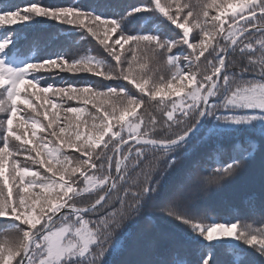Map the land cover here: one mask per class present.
<instances>
[{
    "label": "snow or ice",
    "instance_id": "snow-or-ice-1",
    "mask_svg": "<svg viewBox=\"0 0 264 264\" xmlns=\"http://www.w3.org/2000/svg\"><path fill=\"white\" fill-rule=\"evenodd\" d=\"M153 3L137 6L126 13L124 17H119L118 20L112 19L108 23L104 39L99 41L103 47L102 58L82 56L66 59L60 56L27 63L22 69L9 67L3 60H0V87L4 89L0 95L6 93L8 100L11 101L5 106V101L0 100V112L7 113V121H0V127L6 125L3 147H0V180L3 181V186L0 187V219L11 221V224L5 227L14 229L19 235V241L11 247L0 244V264H13L14 260L15 264H36L37 252L43 256L39 264H65L68 259L73 260L74 264H103L105 253L113 244L115 234L125 225V222L139 217L147 206L154 208L153 198L160 183L157 174L162 177L175 164L177 157L171 156L169 159V154L173 151L172 146L182 141L197 125L201 117L209 116L221 121L239 123L255 119L256 114H232L229 111L231 106L243 105L246 108L264 110V83L258 82L256 79H238L240 72H251L261 77L260 81H264V39L256 41L259 45L258 48L254 46L256 33L264 37V0H225L226 6L221 4L220 14L215 17V20L219 22V27L213 25L214 37L204 27L197 25L203 34L199 39L200 56H203L204 62L208 65L205 70L207 74H204L202 78L200 73L182 68L177 63L178 58L171 53V49L180 44L186 45L195 53L197 45L189 40L190 29L187 24L178 23V20L169 13L168 8L161 5L160 0H153ZM151 7L163 13L173 25L183 29L181 39L169 42L156 36L125 34L120 30L121 23L127 16L133 12L147 11ZM0 8L3 9L0 10V25L18 24L28 20L31 15H37L83 28L85 21L81 17L87 16L89 18L87 33L95 37L97 32L94 26L98 28L101 24L106 23L102 20V16L85 13L78 6H42L38 0L23 7ZM229 12L231 15L222 19ZM204 15H208L207 11L204 12ZM182 19L187 21L188 17L185 16ZM226 21H230L227 26H225ZM111 33H116V36L112 37L113 43L109 44L108 39ZM192 39H196V37L193 36ZM145 41H156L159 48L154 51L160 56L167 55L169 64L175 69L172 79L166 85L157 86L155 91H146L148 80L143 77H141L142 83H138L135 76L130 79L131 62H128V69L123 68L121 65L125 63V60L116 51L117 46L123 48L125 44H129L130 50L135 51L132 46ZM8 43L10 41L7 39L0 40V52L7 47ZM209 43H211V47H208ZM166 49L167 53L164 51ZM257 51L261 53V59L258 61L253 59ZM200 56H197L196 59L199 60ZM109 58L116 61L115 66L109 63ZM184 60L190 69L192 54L184 55ZM34 72H67L73 75L87 73L108 80L123 79L133 83L141 92V96L137 98L125 86L110 87L104 84L103 80L98 81L95 85L83 83V86H80L77 83H72L54 86L48 84L40 89V84L30 75ZM177 78L179 83L174 84L173 80ZM185 80L188 81L187 85L184 84ZM22 85L30 86L33 90L43 93H54L60 100L65 98L69 101L82 99L87 104L89 98L107 96L112 101L105 108L103 115L94 117V119L101 120V125L95 126L96 136H88L83 141L78 126L77 130L70 133L67 138L59 139V134L68 131L70 125L65 124L61 127L57 123L56 115L53 114L48 127L52 129L51 135L58 137L59 146L52 148L45 146L37 151V156L43 152L51 157V160L47 162L48 165H51L53 160L62 165L57 169L61 172L59 180L53 179L56 172L53 171L52 166L47 167V172L52 175L43 176L40 172L31 171L29 167H17L14 160L10 165L8 164V157L12 155V152L9 151L10 135L14 136L16 140L21 139L13 132L12 126L18 113L17 101L21 96ZM100 89L105 91L101 92ZM181 93L184 94L183 97H181ZM145 94L149 97L148 101L144 99ZM156 97L160 99L156 100ZM166 97L168 99H165ZM22 102L30 103L27 98ZM47 103L51 104L53 108L57 107L53 100L49 99ZM146 103L162 106L160 119L151 118V124L153 128L159 125L163 135L156 132L150 133L146 130L147 126L141 127V124L137 123L142 118L137 109H141L142 105ZM169 104H171L170 109ZM93 107L99 113L100 107H104V105L101 104L97 107L94 104ZM108 108H111L112 111L109 112ZM118 110L119 116H116ZM64 111L67 118L68 113L79 114L83 110L65 107ZM45 115L48 116L47 113ZM77 119L79 120V115ZM38 124V121L31 124L33 136L36 135L35 129ZM56 128H59V133ZM106 134H108V139L105 141ZM125 135H127V139ZM73 136L75 139L72 138ZM150 136L156 138H149ZM255 142H264V134ZM97 144H102V147L93 160L92 145ZM63 146L76 149L87 158H76L71 161L75 166L71 167L69 171L67 165L70 162L62 152ZM150 152L160 153V156L155 159L158 161L162 159L167 167L158 170L156 163L147 160V153ZM121 156L124 161L130 162L131 171L136 173L134 177L127 168H121ZM113 160H115L114 175L111 171ZM106 161L108 170L102 178L87 174L89 169L97 167L104 170ZM39 163L44 165L45 160L40 159ZM242 166V160H235L207 176L190 175L185 182L177 186L175 195L167 200L159 208V211L190 225L194 231L208 241L234 238L246 242L250 247H256L257 251L264 256V228L254 232L250 226L241 224L238 230L239 221L212 223L209 226H204L194 222L198 219L197 214L189 212L186 208L194 187L206 191L210 184H218L225 177L234 175ZM137 169L139 171H136ZM77 173L79 177L84 178L82 183L85 184V187L83 188L79 186L81 181L76 176ZM65 175H67V179H65ZM89 185L91 189L88 187ZM33 188H39L41 192L35 196L26 195V193H31ZM53 193L54 198H50ZM83 193L96 198L83 208L76 207V201L83 199ZM14 197L18 199H14ZM38 204L42 205L39 210H37ZM248 207L251 213L259 212L260 220L264 223V207L260 209L255 207L254 196L248 198ZM81 213L93 214L95 217L91 221L93 227H87V222L84 221ZM57 214L64 218H69L70 214L76 215L77 221L83 226L76 229L77 240L70 241L65 245L60 239L62 233L51 231L53 220ZM135 240V234L128 232L127 238L120 242L117 254L126 250ZM209 260L210 257L206 255L202 257L201 264H209ZM160 264H187V261L182 258L178 249L170 246L164 249V256Z\"/></svg>",
    "mask_w": 264,
    "mask_h": 264
},
{
    "label": "trees",
    "instance_id": "trees-1",
    "mask_svg": "<svg viewBox=\"0 0 264 264\" xmlns=\"http://www.w3.org/2000/svg\"><path fill=\"white\" fill-rule=\"evenodd\" d=\"M35 0H0V7L15 8L23 7ZM42 6H78L85 13L102 16V20L106 23L95 28L97 35L95 37L87 33V24L89 18L81 17L85 21L83 28L76 25H69L66 22H60L54 18L31 15L26 21H22L13 25H0V40L7 39L10 41L7 47L0 52V60L14 69H22L23 66L30 62H37L53 57L63 56L66 59L80 58L82 56H95L102 58L103 47L99 41L104 39L105 29L112 19L124 17L131 9L144 5L151 4L153 0H38ZM162 6L168 8L169 13L178 20V23H186L189 32L190 42L197 45L195 53L192 49H188L186 45H175L171 49V53L176 56L177 63L185 70L198 72L200 76L207 74L205 70L208 65L204 62L203 56H200L199 39L202 37L200 25L210 32L213 37L215 31L213 25L219 27V22L215 17L220 14V5L225 4V0H160ZM226 5V4H225ZM154 6V3H153ZM0 10H3L0 8ZM208 15L205 16L204 12ZM258 11V10H257ZM191 13V15H189ZM231 14H225L222 19H226ZM187 16V21L182 17ZM230 21H226L225 26ZM119 30V29H118ZM120 30L125 34L132 35H151L162 40L174 42L181 39L183 29L173 25L167 17L154 7L147 11L133 12L127 16L121 23ZM116 33H111L108 43H113L112 37ZM195 36L196 39H192ZM264 39L259 33L255 34L254 46L259 47L256 41ZM135 51L130 50L129 44H125L123 48L117 46L116 51L124 58L125 63L121 65L128 69L131 62L132 71L129 73L130 79L135 76L138 83H142L143 79L148 80L146 91H155L156 87L163 84L166 85L175 69L171 67L167 60V55L160 56L156 51L159 45L156 41L141 42L139 45L132 46ZM208 47H211L209 43ZM165 53L168 50H164ZM192 54V63L186 65L184 55ZM206 55V53H205ZM200 56L197 60L196 57ZM255 60L261 59V53L256 52ZM94 63V61H93ZM109 63L113 66L116 61L109 58ZM143 66V67H142ZM40 84V89L48 84L54 86H64V84L77 83L83 86V83L95 85L98 81L103 80L104 84L110 87L125 86L131 90L137 98L141 96V92L130 81L123 79L108 80L95 75L80 73L70 74L67 72H34L30 74ZM238 79L249 80L256 79L258 82L261 77L251 72H240ZM174 84H178V78L173 80ZM184 84H188L185 80ZM3 87H0V92H3ZM104 92V89H100ZM171 91V90H169ZM35 92V94H33ZM181 95H184L181 93ZM27 98L30 103L24 104L22 101ZM53 100L57 107L53 108L48 100ZM103 99H110L107 96H97L95 99L89 98L87 104L82 99L75 100H60L54 93H43L39 90H33L30 86H21V96L18 99V113L13 120L12 130L21 137L16 140L10 135L9 151L12 155L8 157V164L14 160L17 167H29L31 171L40 172L43 176H51L52 173L47 172V167L52 166L56 176L53 178L59 180L61 172L57 171L62 165L52 161L48 165L51 157L43 152L37 156V151L47 146L52 148L58 145V137L52 136V129L48 127L53 114L57 117V123L63 127L69 124L70 127L65 133L59 134V139H65L70 133L78 130L81 133V140H86L88 136L95 137L97 129L95 126L101 125L100 119H94L97 115H103L108 103H103ZM146 101L149 100L147 94L144 95ZM159 100V97L155 98ZM165 99H168L167 97ZM0 100L5 101V106L11 103L8 100L6 93L0 95ZM100 107L99 113L93 105ZM170 105V104H169ZM65 107L82 109L79 114L68 113L67 118L64 111ZM154 103H146L142 105L137 112L141 114V120L144 126L150 133L156 132L160 135L159 125L153 128L151 118L160 119V108ZM122 110V109H120ZM108 111H112L108 108ZM229 111L232 114L248 115L256 114V118L247 122H229L214 119L213 117L204 116L198 129L189 136L184 142L172 146L173 151L169 154L178 159L175 164L170 167L162 177L157 174L160 183L157 193L153 198L154 208L147 206L144 212L132 221L125 222V225L115 234L113 244L103 257V264H160L164 256V249L170 246L179 250L183 259L187 264H201V259L204 256H209V264H264V256L257 251L256 247H250L246 242L235 240L234 238H223L208 241L204 239L198 232L194 231L190 225L183 223L181 220L167 213L159 211L163 204L171 199L176 192L179 184L185 182L190 175L207 176L209 173L222 168L225 164L235 160H242L243 166L232 176L225 177L218 184H210L206 191H201L199 187L193 188V194L186 204V208L191 213H196L198 219L194 222L201 223L204 226H209L212 223H238V230L241 224L250 226V229L255 232L264 228V223L260 220V213L249 212L248 198L254 196L255 207L260 209L264 207V142H255L264 134V110L255 108H246L243 105H233ZM45 113L48 114L46 117ZM91 114V115H90ZM79 115V120L77 116ZM119 116V110L116 112ZM0 121H7V113L0 112ZM38 121V127L35 129L36 135L33 136L31 124ZM5 127H0V147H3V135ZM59 133V128H56ZM75 139V137H72ZM127 139V137L125 136ZM156 138V137H149ZM108 139V134L104 140ZM102 144L92 145L93 160L95 155L99 153ZM62 152L69 158L67 165L69 171L75 164L71 163L76 158L85 159L83 153L76 149L62 147ZM109 154H111L109 152ZM160 153H147V160L156 163L158 170H163L167 165L163 160H156ZM40 159L45 160V164L39 163ZM121 159L123 157L121 156ZM121 168L127 170L134 177L135 172L131 171L130 162L122 161ZM108 164L105 162V169L100 170L89 169L88 175L96 178H102L107 174ZM111 171L115 174V160L111 162ZM136 171H139L137 169ZM82 181V177H79ZM27 179V178H26ZM67 179V175H65ZM119 178L117 177V180ZM80 185V184H79ZM3 186V181L0 180V187ZM11 186V185H10ZM15 192V187H14ZM41 192L39 188L31 190L32 195H38ZM6 194V190H5ZM47 195V194H45ZM83 199L76 201V206L85 207L91 204L96 197L89 196L83 193ZM50 198H54L53 196ZM14 199H18L14 197ZM42 205H37V210ZM119 207V205H117ZM84 221L87 222L88 228L93 227L91 221L95 218L92 213L80 214ZM64 221V222H62ZM73 225L77 227L75 214H70L69 218L59 217L52 223L51 231L55 230L60 224ZM11 224V221L0 219V244L5 247H11L19 241L17 232L5 227ZM132 232L136 236L134 243L130 244L122 253H118L119 245L122 240L127 238V233ZM158 246V247H157ZM46 253V249H45ZM43 259L39 253L36 254V264ZM15 264V260L13 261ZM65 264H74V261L68 259Z\"/></svg>",
    "mask_w": 264,
    "mask_h": 264
},
{
    "label": "rangeland",
    "instance_id": "rangeland-1",
    "mask_svg": "<svg viewBox=\"0 0 264 264\" xmlns=\"http://www.w3.org/2000/svg\"><path fill=\"white\" fill-rule=\"evenodd\" d=\"M226 6V5H225ZM226 14H231L230 12L229 13H226ZM181 97H183V95H181ZM103 103H112V101L110 99H103L102 100ZM177 102L179 103V100H177ZM171 108V104L169 105V109ZM137 123H140L141 124V127L144 126V123L142 122V120H139L137 121ZM127 137V135H125ZM6 171H7V168H6ZM94 177V176H93ZM84 180V178L82 177V181ZM80 183V187L83 188L85 187V184L84 183ZM90 189H91V186L89 185L88 186ZM94 191V190H93ZM64 222V221H62ZM83 226L79 223V225H77V227L73 226V225H70V223L67 222V224H60L58 227L55 228V230H53L52 232H61L62 235L60 236V239H61V242L65 245H67L70 241H73V240H77L78 237H76L75 233H76V229L78 228H82ZM88 227V225H87ZM46 249V248H45ZM44 249V251H45ZM36 254H39V252H37Z\"/></svg>",
    "mask_w": 264,
    "mask_h": 264
},
{
    "label": "water",
    "instance_id": "water-1",
    "mask_svg": "<svg viewBox=\"0 0 264 264\" xmlns=\"http://www.w3.org/2000/svg\"><path fill=\"white\" fill-rule=\"evenodd\" d=\"M203 117H204V116H203ZM203 117H201L200 121H199V122L197 123V125L192 129V131L189 132L188 135H187L186 137H184V139H183L182 141H179L178 144L181 143V142H184L189 136H191V135H192V134L198 129L199 125L201 124V122H202V120H203ZM173 146H174V145H173ZM121 161H123V159H121ZM76 207H79V206H76ZM80 208H83V207H80ZM64 211L67 212L68 210H64ZM59 217H60V214H57V217L54 218L53 222H54L56 219H58Z\"/></svg>",
    "mask_w": 264,
    "mask_h": 264
}]
</instances>
